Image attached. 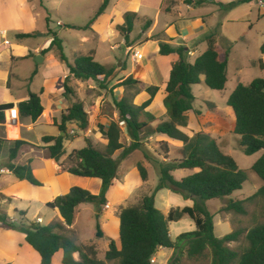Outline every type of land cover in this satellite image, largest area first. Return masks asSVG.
I'll return each mask as SVG.
<instances>
[{
	"label": "trees",
	"instance_id": "1",
	"mask_svg": "<svg viewBox=\"0 0 264 264\" xmlns=\"http://www.w3.org/2000/svg\"><path fill=\"white\" fill-rule=\"evenodd\" d=\"M203 1H197L196 5ZM251 0H239L231 3L227 8H233L239 4H245ZM109 0H104L94 17L89 21L86 29L105 12ZM165 12L169 9L165 8ZM134 14L124 15V26L120 27L123 33L129 34L133 28ZM48 23V20H46ZM150 21L146 22V27ZM69 29L79 30L74 26ZM32 34H18L16 37L29 38ZM51 42L48 48L41 51L46 55L53 47L57 49V60L66 66L70 76L77 80L97 82L99 77L106 81L113 77V67L104 66L94 61L93 57L83 56L69 62L65 56L57 34L49 33ZM213 35L207 38L208 48L193 64L186 61V53L183 48L173 49L168 44H159V54L167 56L177 53L179 56L170 70L169 79L165 87L163 106L166 110L168 121L160 122L156 126L149 124L155 119L145 113L159 88L149 86L140 89V82L128 77L110 91L120 87H135V95L144 91L148 99L140 106H135L127 99L115 101L118 112L116 121L108 126L99 125V131L106 139L104 151L92 146L88 139H84L85 147L73 151L68 160L71 163L66 168L73 176L81 178H95L101 181V190L98 195H92L86 190L74 187L66 195L57 197L47 204L51 210H57L62 222H53L49 225H41L34 221H28L24 212H19V222L12 221L7 215L0 214V224L4 229H16L25 236V242L39 255L41 264H52L53 256L62 251V264H105L97 258L98 251L93 244H77L67 236L69 228L76 220V208L81 204L89 203L94 206L96 222L95 238L102 239L98 218L107 203V194L114 188L120 163L133 151L138 150L141 142L153 135H163L169 141L181 143L178 149V157L169 161H154L158 166V184L151 194L143 195L136 206L126 207L119 212V243L109 239L105 252L106 262L117 264H153L152 259L158 249L185 251L188 259L199 260L209 252V264H264V223L251 228L245 235L246 246L235 251L227 247L229 243L238 242L241 236L240 230H235L222 238L214 234V216L211 214L205 202L228 198L234 192L242 189L247 180L246 172L239 169L234 159L223 152L217 141L204 132H198L191 137L179 130L186 128L188 123L187 113L193 110L195 97L192 86L202 82L213 91H223L227 83L228 52L217 49L214 46ZM264 50V47L261 48ZM37 72L34 71L29 78L31 81ZM100 84V83H99ZM64 95L71 90L66 83L63 84ZM31 101L18 104V113L21 119L30 118L33 122L41 115L43 108L36 95H31ZM227 106L234 116L232 133L240 138V149L246 156L262 152V155L252 165L251 171L264 182V79H254L248 85L238 84L227 100ZM13 108V104L0 105V124L5 121V111ZM196 113V112H195ZM197 114V113H196ZM75 125L78 132L88 128V114L81 102H76L67 108L60 117V123L56 124L59 133L65 135L42 138V146L37 147L24 141H0L2 145L9 147L7 151V163L5 169L12 172L19 181H27L33 186H41L32 173L30 163L14 164L19 153L29 149H45L48 158L58 164L66 154L65 141H73L77 138L68 135L67 125ZM130 135L131 143L128 147L121 143L122 127ZM160 150L164 153L163 159H167L169 145L161 142ZM122 151L113 158L115 153ZM145 160H151L144 154ZM136 168L143 182L147 181V171L142 163H137ZM198 170L179 181H176L172 173L179 170ZM169 190L181 196L184 200H191L192 207H184L180 211H170L163 215L155 207V194L160 190ZM264 201V185L246 200H229L223 208L224 211H233L240 215L245 214L244 203L254 199ZM183 216H188L195 225V230L180 234L174 241L169 235V225L179 221ZM22 220V221H21ZM77 253L79 260L73 255Z\"/></svg>",
	"mask_w": 264,
	"mask_h": 264
},
{
	"label": "crops",
	"instance_id": "2",
	"mask_svg": "<svg viewBox=\"0 0 264 264\" xmlns=\"http://www.w3.org/2000/svg\"><path fill=\"white\" fill-rule=\"evenodd\" d=\"M31 1L32 0H2L0 2V5L3 4L7 8L10 6V9L12 10L14 7H18L20 5H30L29 3ZM197 1L203 2L200 5H196ZM237 1L239 0H109L105 12L100 16V18H98L99 20L95 21L92 24V29H88L89 34L95 37V43L91 46H86L84 45V43H81V41H79L77 45H75L73 52L79 54L77 58L90 54L95 62L104 66L111 67L116 64V78L121 79V81L128 77H132L133 79L141 83V87L143 90L144 88L149 86L158 87L159 90L157 94L154 96L150 105L145 109V113L152 115L155 119L153 122L149 121V124H151L152 126H156L160 122L162 123L168 121L167 113L163 106V99L166 95L165 87L169 79L171 67L179 59L177 53H172L167 56L160 55L159 44H168L173 49L183 48L184 52L186 53V57H193L195 61L202 53L206 51V49L208 48L207 38L213 35L212 39L214 41V46L217 49L219 48L223 50L221 48L222 38L219 39L218 34L205 32V30L207 31L208 29L205 19L210 17L213 12L206 11L203 8L206 7V5L213 4L216 6H225L224 9L228 10L229 8H227V6ZM259 4L262 3L259 2ZM165 8H168L169 11L165 12ZM23 10L25 11L24 8ZM3 11V9L2 11L0 10V105L11 103L13 104V108L10 110H6L4 113L5 121L0 124V141L10 142L20 140L37 147H41V141L43 137H57L59 135L61 136V134L58 132L56 124L60 123L61 114L72 104L76 103L77 101L83 103L84 109L88 114V128L82 132H78L77 138L73 141L64 142L66 154L61 158L58 164L54 163L46 156L45 149L35 151L33 149H27L21 151L17 159L13 162L14 164L29 162L33 176L38 181H40L41 186H33L27 181H19L14 177L12 172L8 171V169H5L4 166L8 160L7 151L9 147L6 145H2V147L0 148V170L4 171L0 174V214L7 215L12 221L15 222L17 221L18 213L24 212L26 214L25 218L28 221L36 222L37 220L28 219L29 205L39 203L41 206H45L46 208H48V203H51L59 196L66 195L69 190L74 187L86 190L92 195L99 194L101 190V181L99 179L81 178L73 176L67 172L66 168L69 167L67 165L68 163H70L68 157L73 151H77L85 147L84 139H88L91 142L92 146L96 149L104 151L107 141L100 133L98 126L102 125L106 127L110 122L116 121V119L118 118V112L113 111L112 118L103 114L104 105L107 107V104L105 103L106 101H102L103 96H97L96 93L91 91L94 87H90L91 90H85L83 92L80 89H77L75 94L72 92L70 94H67L66 96L64 95L63 89L59 88L55 82L59 78V74H62L61 76L65 78L66 74L69 73L66 66L61 64L57 60V57L55 58L52 54H48L46 57L40 55L41 51L49 47L51 42L50 38L47 40H43L42 42H33L30 45L25 44L23 47L24 52L20 51L19 54L16 53L12 49L11 43L7 39V34L10 31L18 30H14V28L9 27L8 23L5 24L6 16L5 12ZM126 13L135 15L132 31L129 34L124 33V36L122 35L121 37V42H116V46L114 44H110V41L118 36L116 35L117 33H119L117 31L118 28L124 26V15ZM151 13H154V15L152 16ZM9 14L15 15V10H13L11 13L9 12ZM103 18L107 19L105 26L97 28L100 19ZM146 21H150V25L147 26V29L150 30L144 31L143 37L141 39H133L132 33L135 25L144 23ZM33 32L29 33L32 34V36L29 38L17 39H33ZM18 34L26 33L18 32ZM35 38H37V36H35ZM5 40L8 41V45L3 44V41ZM177 42H181L182 44L179 43L177 45ZM230 44H232V42ZM139 45L142 46L141 49L148 54L146 57L147 64L143 67L141 66V61L144 59V55L142 50H138L136 51V53L142 54V59L138 61L134 58V61L137 62L135 63L136 66H131L130 63L124 60L123 56H127L130 49H134ZM20 48H22V46ZM115 51H121L123 56H116L114 54ZM37 56L43 57V65L47 64L48 62H52L53 64L61 68V72L59 74L57 73L58 75L56 74L53 77H49L45 72L43 73L41 71V68L43 66L41 65L42 62L40 64L34 63L32 67H29V74L26 77L21 76L18 72H14V69L17 68L19 64L30 61L34 62V59ZM65 56L69 59L66 54ZM120 59L121 61L118 62ZM56 61H58L59 64ZM69 62L72 63L70 59ZM34 71H36L37 74L30 81L29 78ZM99 78L103 79L102 77ZM87 94L88 98L87 100H84L82 96H86ZM31 95H36L39 98L40 104L43 108L41 115L34 122L30 118L21 119L18 113V104L24 101H30ZM148 98V95L144 91H142L139 94L138 101L135 102V106H140ZM194 109L195 107L193 106V110ZM197 113L200 115L201 120H205L210 116H212V118L215 117L214 114L208 115V117L202 112ZM230 114V125L232 126L233 131L234 116L232 112ZM8 115L17 117L18 123L16 126L10 125L6 121V117H8ZM187 117V127L179 128L181 132L187 134V136L189 137L194 135L195 133L200 132L201 130L207 132L206 129H203L201 127L202 121L195 117L193 111L188 112ZM121 127V143L124 146L128 147L131 143L130 135L126 132L124 126L121 125ZM67 130H74L76 132L75 126L73 124L68 125ZM192 130H195L194 134L193 132L191 133ZM210 136L211 138H213V134H211ZM125 137L127 144H125L124 142ZM77 141L80 142L83 147L77 149L74 148V146H71ZM157 141L168 143L169 148H171L172 145L178 149L182 147L181 143L169 141L165 136L156 134L149 137L148 139H144L141 142V146L139 149L150 151L153 153L154 158H158L160 157L159 154H157V149H159V147L157 148V146H153L155 145L154 142ZM138 150L133 151L120 163L117 173V180L114 181V188L107 194V203L105 206L108 209H110L112 206L121 204L126 201L127 195H130L131 193L134 194V191H137L134 189H136L137 187H140V189L144 187L143 185H141L143 181L141 180L140 176L138 177L139 184H137V186L135 187L133 185L136 183V181L131 178L132 173L137 171L136 165L137 163H139L137 160V162L134 163L131 161V159L133 157L135 159H138L137 156L140 152H138ZM118 155H120V152L115 153L113 158H116ZM160 158L163 160L162 157ZM129 160L131 161L129 162L131 165L128 164ZM151 160H143V166L146 171L148 166L153 167L151 164ZM197 171L198 170L196 169L179 170L173 172L172 176L176 181H179L189 175L196 173ZM132 181H134L133 184ZM165 191L169 193V191L165 189L160 190L155 194V207L157 205L158 195ZM16 202H19V205H24V207L15 205ZM182 202L184 203V207H192L191 200L183 201L182 199ZM6 209H10L12 215H9L6 212ZM165 209H167V212L162 213L163 215L167 216L170 210L167 206H165ZM49 210L52 212V217L48 218L44 226L49 225L53 222H62V219L57 210ZM79 211L80 207L78 206L76 208V220L78 218ZM104 212H106V210ZM118 214H106V216L103 217V221L99 223L100 227L104 229L107 224L110 223L109 221L113 217L118 218L117 220L119 223ZM92 216H95V209L91 211V217ZM36 219H40V224H43V220L40 217ZM76 220L74 224L69 228L70 236L74 234L77 236L78 232L76 231ZM3 231H6V233H2ZM174 231L176 233L175 235H177L178 237V235H180V230L175 229ZM169 235L172 241L177 238L176 237L175 239H172L170 231ZM0 236L9 237L12 242H18L21 250L24 251L32 259L34 264H41L39 255L25 242L24 235H20V233H16L15 231L5 230L0 224ZM71 239L74 240L77 244H82L79 242L78 238ZM93 242L94 241L90 240L89 242L87 241L86 244H92ZM167 251L169 250L163 248L158 249L153 257V264H164L166 261L165 252ZM35 254H37L38 257ZM54 256L53 258H55ZM53 258L52 264H58L60 255L56 257L55 261ZM73 258L74 260L78 261L79 255L75 253L73 255ZM16 260V257H12L9 260H4L2 259V254L0 253L1 264H15Z\"/></svg>",
	"mask_w": 264,
	"mask_h": 264
},
{
	"label": "rangeland",
	"instance_id": "3",
	"mask_svg": "<svg viewBox=\"0 0 264 264\" xmlns=\"http://www.w3.org/2000/svg\"><path fill=\"white\" fill-rule=\"evenodd\" d=\"M1 1L2 0H0V2ZM103 1L104 0H32L29 3L31 6L28 4L20 5L18 7H14L11 10L10 6L7 8L1 4L0 10L2 11L3 9V12H5V24L8 23L9 27L14 28V30H18L10 31L7 34V39L11 43L12 49L16 53L19 54L20 51L24 52L23 47L25 44L30 45L36 41L42 42L43 40L49 39V33L50 31H53L57 34L65 54L69 57L70 61L73 62L79 56L78 53L73 52L75 45H77L79 41L84 43L86 46H91L95 43V37L90 35L88 32L89 30L85 27L94 17V14L98 11ZM259 2L262 4H259ZM224 7L225 6L222 5L216 6L209 4L203 9L213 12L210 17L205 19L208 27L207 31L205 30V32L218 34L219 39L222 38L221 48L227 51L229 54L227 66V83L224 90L220 92L208 89L203 82H201L199 85L192 86V93L195 97V101L193 103L195 109L193 113L197 119L202 121L201 127L206 129L207 132L203 130L201 131L209 136L213 134V138L218 142L220 149L225 152V154L231 156L237 163L239 169L245 171L247 175V180L243 184L241 190L234 192L228 198L214 199L205 202L208 211L215 215L214 234L217 238H222L235 230L241 231L242 234L238 242L227 244V247H229L231 250L238 251L242 247L246 246V233L256 225L264 223V201L257 198L251 202L244 203L243 207L246 211L244 215H240L233 211H224L223 208L227 205L229 200L243 201L248 199L249 197L253 196L262 185H264V182H262L256 176V174L250 170L252 165L262 155V152L253 154L251 156H246L242 153L239 147L240 138L239 136H236L232 133V126L230 125L231 110L227 106V100L238 84L248 85L254 79H264V51L261 50V48L264 47V0H251V3L239 4L228 10H225ZM13 10H15V15L9 14V12L11 13ZM151 15L153 16L154 13H151ZM46 20H48V23H46ZM106 20V18L100 19L97 28L104 27ZM146 22L135 25L132 33L133 39H141L143 37V32L150 30L145 28ZM68 26H74L79 30L69 29L67 28ZM117 31L119 32L116 34L118 36L113 38V40L110 41V44L115 45L116 42H121V37L122 35L124 36V33L122 30H120V28H118ZM18 32H23L26 34L33 32L34 38L30 40H18L16 37ZM35 36H37V38H35ZM231 42L232 44H230ZM179 43L181 42H177L176 44L178 45ZM21 46L22 48H20ZM141 48L142 46L139 45L134 49H130L127 56H123L121 51H115L114 54L118 57L123 56L126 62L130 63L131 66H134L135 63H137L134 61V54L136 51L142 50ZM142 52L144 59L141 61V66L143 67L147 64L146 57L148 54L143 50ZM48 54H52L56 58L57 49L53 47L49 53L43 56L46 57ZM120 61L121 59L118 62ZM186 61L193 64L194 58L186 57ZM56 62L59 64L58 61ZM34 63H36L35 59L34 62H23L14 69V72H18L21 76L26 77L29 74V67H32ZM41 65H43V62ZM111 67H113L115 70L116 64ZM41 71L43 73L45 72L49 77H53L57 73L59 74L61 72V68L52 62H48L42 66ZM61 75L62 74H59V78L55 82L56 85L63 89V84L66 83L70 88L71 93L73 92L75 94L77 89H80L83 92L85 90H91L90 87H94L91 91L96 93L97 96H103L102 101H106L105 103L107 104V107L104 105L103 114L111 118L112 112L117 111L114 105L115 100L125 98L130 103L135 105V102H137L139 99V94L135 95L136 86L128 88L120 87L113 90V92L110 91L113 86L121 82V79L116 78L117 74H115V71L111 79L102 81L101 78H98L97 82L92 80H77L72 78L69 73L66 74L65 78ZM139 88L142 89L141 85ZM82 97L84 100H87L88 94ZM195 112H202L207 116L214 114L215 117L212 118V116H208L209 118L201 120L200 115L198 113L196 114ZM192 132L194 134L195 130H192L191 133ZM68 135L71 137L78 136L77 129L76 132L74 130L68 131ZM124 140L125 144H127L126 137ZM154 144L155 145L153 146H157V148L159 147V149H157V154L163 158L165 152L160 150L162 146L161 142L157 141L154 142ZM71 146H74V148L77 149L83 147V145H81V143L78 141ZM172 147L168 148L167 159L165 160H162L160 157L154 158L153 153L150 151L143 149L138 150V152L140 151L137 156L138 159L133 157L131 159L132 162L135 163L138 161L139 163L143 164L145 153H148V157L152 159L151 164L153 167L148 166L147 168V181L141 183V185L144 187L141 189L140 187L134 189L137 191H134V194H128L129 196L127 195L126 201L121 204L112 206L110 209L105 206L100 213V218H98L99 223L103 221V217H105L106 214H118L123 208L136 206L140 203L143 195L151 194L153 192L154 188L158 184V166L154 161L169 162L174 158H177L178 148L173 145ZM33 150L35 151L40 149ZM119 152L121 153L122 151ZM45 153L48 157L47 151ZM131 161L129 160L128 164H130L129 162ZM70 165L71 163H68L67 166ZM139 176L138 170L131 175V178L136 181V183L133 185L134 187L139 184ZM134 181H132V184ZM157 199L156 208L160 212H167L165 206H167L170 211H180L184 207V203L182 202L183 198L181 196H176V194L172 193L171 191H169V193L167 191L161 193L158 195ZM183 201L186 200L183 199ZM15 205L24 207V205H19V202H16ZM79 207L80 211L76 220V231L78 232L77 236L75 234L70 236V232L67 233V236L73 239L78 238L79 242L82 244H86V242H89L90 240L94 241L92 244L97 248L98 260L104 261L105 264H117L116 262H106L104 260V254L105 251H107L109 239L112 238L117 243H119L118 218H111L109 221L111 224H107V226L104 228L105 231L101 227L104 237L102 239H97L95 238L97 219L95 216L91 217V211L94 210V206L89 203H81L79 204ZM28 208V219L37 220L36 218L40 217L43 220L42 225L46 224L48 218L52 217V212L45 206H41L39 203L29 205ZM6 210L9 215H12L10 209ZM105 210L106 212H104ZM19 221L20 218L18 217L17 221L15 222ZM175 229L180 230V234H183L194 231L195 225L188 216H183V218H181L179 221L169 225V231L172 239L177 237V235H175ZM8 231H15L16 233L23 235L16 229H8ZM2 233H6V231H3ZM173 252L174 251L171 252V250L165 252L166 261L164 264H209L210 262L208 251L206 252V256L204 258H199V260L188 259L185 251L183 250L178 251L176 254ZM0 253L2 254V259L4 260H9L12 257H16L17 260L15 264H34L32 259L21 250L18 242H12L9 237L0 236ZM35 255L37 256V254ZM58 255H60L58 264H61L63 256L61 250L57 252V254L54 256L55 258L53 259L55 261Z\"/></svg>",
	"mask_w": 264,
	"mask_h": 264
},
{
	"label": "built area",
	"instance_id": "4",
	"mask_svg": "<svg viewBox=\"0 0 264 264\" xmlns=\"http://www.w3.org/2000/svg\"><path fill=\"white\" fill-rule=\"evenodd\" d=\"M3 44L4 45H8V41H3ZM134 58L136 59V60H141L142 59V54H137V53H135L134 54ZM6 121L10 124V125H13V126H16L17 125V123H18V119H17V117H15V116H13V115H8V117H6ZM4 171L3 170H0V174L1 173H3ZM37 223H41V220L40 219H37V221H36ZM154 261H153V259H152V263H153Z\"/></svg>",
	"mask_w": 264,
	"mask_h": 264
},
{
	"label": "water",
	"instance_id": "5",
	"mask_svg": "<svg viewBox=\"0 0 264 264\" xmlns=\"http://www.w3.org/2000/svg\"><path fill=\"white\" fill-rule=\"evenodd\" d=\"M35 61L37 64H40L42 61H43V58L41 56H38L35 58ZM32 100V97L30 98V101ZM61 136H64L65 134L64 133H60ZM81 203H84V201H82Z\"/></svg>",
	"mask_w": 264,
	"mask_h": 264
}]
</instances>
